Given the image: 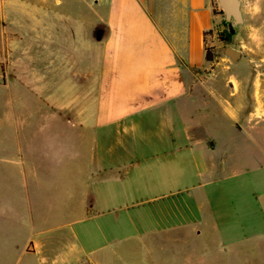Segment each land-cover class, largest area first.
I'll return each instance as SVG.
<instances>
[{"label": "crops", "instance_id": "obj_1", "mask_svg": "<svg viewBox=\"0 0 264 264\" xmlns=\"http://www.w3.org/2000/svg\"><path fill=\"white\" fill-rule=\"evenodd\" d=\"M27 1L12 38L30 48L15 76L28 96L0 103V259L125 264L138 240L140 264H158L169 237L166 264H264V183L237 181L242 142L205 124L216 103L264 116V56L206 49L212 0H91L87 18L82 0ZM84 38L89 54L68 51ZM50 190L85 223L80 254L65 223L35 231Z\"/></svg>", "mask_w": 264, "mask_h": 264}, {"label": "rangeland", "instance_id": "obj_2", "mask_svg": "<svg viewBox=\"0 0 264 264\" xmlns=\"http://www.w3.org/2000/svg\"><path fill=\"white\" fill-rule=\"evenodd\" d=\"M35 1L40 2V0ZM45 1L47 2L48 6L53 8L55 12L60 10L61 6L55 5V0ZM62 1L67 3V7H80V0ZM241 2L243 24L241 23L234 26L233 21L231 19L226 20L223 14L214 15L216 22L214 23L212 30H210L206 35L207 50H214V53L222 55L223 49L227 54L228 52L226 49L229 48L241 51L242 54L264 56V8H259L257 5V0H241ZM90 3L91 0H82L83 16L85 18L89 17V14L87 13H89L88 11L90 8ZM260 5L262 6V4ZM29 6L30 5H28L27 0H0V103L3 104H9L11 101H14L15 103L14 99L15 95L17 94H20L19 97H21L23 100L28 96L26 91L23 90L24 87H22V85L16 81L15 76L16 73L23 72L22 66L26 64V61L22 59L27 58V50L30 48L26 46H17V42L12 38V33L15 30H18L16 28L18 24H20L22 29L20 31L25 34L27 33L23 30L27 29L28 24L25 22L20 23L22 17H20L19 12L25 13V9ZM228 26H231L234 29V35L229 43H223L218 40V35L221 32L226 31ZM240 31H242L244 34L243 36L238 37V32ZM85 39L86 38L83 39L81 45L74 44L73 48H71L72 50L68 51H73L74 54L75 50L78 54L80 48H82V54H89L90 52L88 48H86L87 42ZM77 42L79 43L78 40ZM17 59L20 60L18 63L16 62ZM218 59L219 58H216L215 60L217 61ZM234 70L240 75L245 74L243 68L239 65L236 66ZM243 97L244 93L236 94L234 97L228 98V101L233 100L232 103H235L236 101L241 102ZM12 98L13 100H11ZM214 105L215 106L209 112L208 117L205 118V124L208 129L207 134L210 135L211 138H214V140H217L219 136H224L228 141L238 139L240 142H242L240 147L242 148L240 156L243 159V165H241V168L248 172L237 178V181L246 182L247 180L251 179L252 182L254 181V178L258 176L259 182L264 183V116L258 120L250 119L248 121L243 113L236 112L233 106H228L229 104L225 105V108L223 105H219L217 103ZM246 144L249 145L245 147ZM225 151H227V154L233 153L231 157H234L235 151L231 146L228 145V148ZM55 193V191L50 190L44 195L38 196V198L35 197V205L31 208V210L34 211L35 231L37 229L41 230L42 228H53L65 223L66 230L63 232H66L67 234L70 233L69 236L71 237H75L74 235L76 234L78 238L77 241H75L76 239L73 241L68 240V247H72L74 253L80 254L82 249L79 244V234L83 226H85V223H80L78 221V216L73 215L71 217V213H68L66 218L62 217L58 213V204L53 198H51L55 196ZM48 197L50 198L48 199ZM39 200H41V202H39ZM76 213L77 211H75L74 214ZM51 215L53 216L50 217ZM37 216L50 218L47 219V221H40L38 220ZM28 225L30 226L29 218ZM155 243H157L158 246H161L163 251H153L155 252L153 254V258L157 260L156 263L158 264H166L165 262L167 257L164 254L168 253L171 248V241L169 240V237L156 240ZM137 244L138 240L133 242V254L131 253L129 258L124 259L125 264H140L143 261V258L145 259V256H139L137 252L139 245L137 246ZM85 247V249H88L90 246L85 245ZM15 256L14 254L1 255L2 258L0 259V264H47V261L40 255H23L22 257L18 256V260ZM67 260L68 263L71 264L73 258L67 257ZM167 261H169V258Z\"/></svg>", "mask_w": 264, "mask_h": 264}, {"label": "water", "instance_id": "obj_3", "mask_svg": "<svg viewBox=\"0 0 264 264\" xmlns=\"http://www.w3.org/2000/svg\"><path fill=\"white\" fill-rule=\"evenodd\" d=\"M218 7L222 10L226 20H232L236 26L242 23V15L239 0H215Z\"/></svg>", "mask_w": 264, "mask_h": 264}, {"label": "trees", "instance_id": "obj_4", "mask_svg": "<svg viewBox=\"0 0 264 264\" xmlns=\"http://www.w3.org/2000/svg\"><path fill=\"white\" fill-rule=\"evenodd\" d=\"M212 5V15H221L223 14L222 10L218 7V5L215 3L214 0L211 2ZM209 32H205L204 35H207ZM234 35V29L230 26H228V29L224 32H221L218 35V40L223 43H229L232 40V37Z\"/></svg>", "mask_w": 264, "mask_h": 264}]
</instances>
